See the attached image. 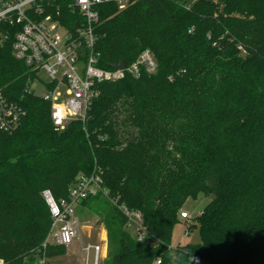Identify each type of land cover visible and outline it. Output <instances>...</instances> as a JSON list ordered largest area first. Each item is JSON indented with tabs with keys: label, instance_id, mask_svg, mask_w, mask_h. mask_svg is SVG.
<instances>
[{
	"label": "trees",
	"instance_id": "obj_1",
	"mask_svg": "<svg viewBox=\"0 0 264 264\" xmlns=\"http://www.w3.org/2000/svg\"><path fill=\"white\" fill-rule=\"evenodd\" d=\"M56 0L71 32L85 19ZM99 67L130 66L146 51L156 71L98 86L85 121L57 131L38 75L13 55L15 28L0 41V90L25 113L0 129V261L54 264L42 193L69 199L83 176L108 196L81 203L104 222L103 264H264V0H112L99 7ZM212 196L201 242L173 248L186 202ZM116 201V204L113 202ZM120 206L140 212L152 241L140 244ZM188 232V231H187Z\"/></svg>",
	"mask_w": 264,
	"mask_h": 264
},
{
	"label": "built area",
	"instance_id": "obj_2",
	"mask_svg": "<svg viewBox=\"0 0 264 264\" xmlns=\"http://www.w3.org/2000/svg\"><path fill=\"white\" fill-rule=\"evenodd\" d=\"M110 1L72 0L70 7L85 19V24L76 32H71L58 19L62 15L60 8L55 12L56 0H0V41L9 37V31L5 29L7 26L15 28L14 57L37 75L45 70L51 77L47 94L42 98L51 104V119L57 131L65 130L74 120H86L92 101L100 94V84L113 83L127 75L139 78L144 69L149 73L156 71V61L148 51L127 67L121 65L113 70L99 67L95 53V26L100 21L99 7ZM60 71L61 78L58 79ZM24 115L0 90V129L6 132L15 129ZM99 194L108 196V191L96 174L81 177L70 189L69 199L58 201L50 190L43 191L54 235V239L46 241L43 248L46 249L49 242L69 249L78 242L85 264H101L105 257L104 245L82 242L75 209L83 201ZM113 202L116 204V201ZM119 208L127 217V228L137 242L152 243V236L143 224V215L126 206ZM181 218L193 220L186 212L181 213ZM46 263L45 257L37 262ZM154 264H161V260L157 259Z\"/></svg>",
	"mask_w": 264,
	"mask_h": 264
},
{
	"label": "rangeland",
	"instance_id": "obj_3",
	"mask_svg": "<svg viewBox=\"0 0 264 264\" xmlns=\"http://www.w3.org/2000/svg\"><path fill=\"white\" fill-rule=\"evenodd\" d=\"M38 78L39 80L34 83L32 89L37 96L44 97L47 94V84L51 82V77L45 70H41L38 74ZM60 78L61 71L58 76V79ZM212 199V196H207L203 193L199 194L196 199H190L186 202L183 211L189 214L190 219H195L203 213ZM75 209L80 221L82 242L84 244L87 242H94L104 245L105 257L102 258L101 262V264H103L109 254L108 236L103 220L96 213L81 205H77ZM190 222V220L180 219L172 235L171 245L173 248L187 244H199L201 242L199 225L197 224L196 227L189 230L188 224ZM53 239L54 235L50 231L48 240L52 241ZM152 242L153 244L157 243L156 240ZM51 262L54 264H85L78 242H75L71 248L67 249V254L65 256L57 257Z\"/></svg>",
	"mask_w": 264,
	"mask_h": 264
}]
</instances>
